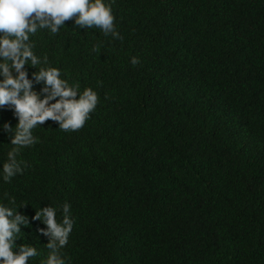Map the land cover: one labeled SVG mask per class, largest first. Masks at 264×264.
Returning <instances> with one entry per match:
<instances>
[{
    "label": "trees",
    "instance_id": "16d2710c",
    "mask_svg": "<svg viewBox=\"0 0 264 264\" xmlns=\"http://www.w3.org/2000/svg\"><path fill=\"white\" fill-rule=\"evenodd\" d=\"M112 8L120 38L72 18L25 42L40 63L21 71L41 98L51 89L36 74L57 68L77 93L67 99L91 88L99 103L77 131L38 124L27 147L11 143L3 125L17 132L19 119L0 108V205L28 219L16 245L46 264L53 237L35 217L51 206L60 222L67 203V264H264V0ZM12 152L24 170L5 182Z\"/></svg>",
    "mask_w": 264,
    "mask_h": 264
},
{
    "label": "clouds",
    "instance_id": "9594fccd",
    "mask_svg": "<svg viewBox=\"0 0 264 264\" xmlns=\"http://www.w3.org/2000/svg\"><path fill=\"white\" fill-rule=\"evenodd\" d=\"M114 2L115 0H0V56L5 61H12L11 65H0L3 68L0 75L4 77L0 81V108L8 106L19 119L17 132H12L9 124L3 125L4 130L14 133L12 144L27 147L36 143L32 129L49 118L59 121V127L66 132L77 131L84 127L99 103L98 93L91 88L85 89L78 101L67 99L74 98L77 93L66 87L67 81L61 78V72L57 68H42L36 74L37 80L45 81L44 91L51 89L49 95L41 98L33 90L27 73L21 71L29 58L33 65L40 63L34 54L33 44L25 42L30 41V37L40 30H48L53 35L59 33L65 22L72 18H75V24L80 28H98L105 35L120 38L112 8ZM131 63L135 65L139 61L133 57ZM11 68L19 72V75L13 77ZM56 97L61 99L56 100ZM23 170L16 160V152L9 153V162L3 165L4 181L9 182L17 174H22ZM69 211L70 205L66 203L63 206L65 215L60 222L57 221L56 209L51 206L41 209L35 217L48 226L46 232L43 229L41 231L53 237L47 244L52 251L46 264H67L60 249L68 244L73 228ZM15 213L17 212L8 206L0 205V264H29L31 258L39 255L33 246L16 245L15 239L20 233L18 225L23 222L27 226L28 219L19 215L10 219ZM17 247L19 252L15 251Z\"/></svg>",
    "mask_w": 264,
    "mask_h": 264
}]
</instances>
